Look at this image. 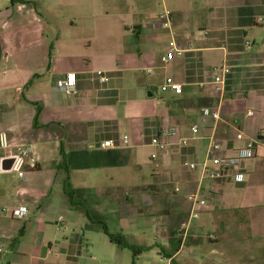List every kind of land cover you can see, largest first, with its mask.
I'll use <instances>...</instances> for the list:
<instances>
[{
    "label": "crops",
    "instance_id": "crops-1",
    "mask_svg": "<svg viewBox=\"0 0 264 264\" xmlns=\"http://www.w3.org/2000/svg\"><path fill=\"white\" fill-rule=\"evenodd\" d=\"M45 1L0 0V264H102L109 252L125 255L102 219L128 205L161 215L156 224L169 232L170 247L157 245L176 254L174 228L189 218L199 184L206 205L185 245L196 259L180 252L176 264H218L210 254L236 250L242 264H264V217L253 218L264 213V146L231 174L202 182L200 169L184 164L204 160L214 128L225 153L236 155L245 147L237 135L258 138L264 127V0ZM164 9L176 39L192 44L169 64L162 62L172 36L159 19ZM224 64L231 73L220 97L210 83ZM68 73L75 98L53 90ZM169 76L181 94L162 92ZM206 107L220 110L218 123L201 114ZM169 126L177 135L159 152L151 140ZM124 135L128 145L100 147ZM22 152L35 167L21 178L1 171L3 159ZM19 206L30 210L22 220L4 212Z\"/></svg>",
    "mask_w": 264,
    "mask_h": 264
},
{
    "label": "built area",
    "instance_id": "built-area-1",
    "mask_svg": "<svg viewBox=\"0 0 264 264\" xmlns=\"http://www.w3.org/2000/svg\"><path fill=\"white\" fill-rule=\"evenodd\" d=\"M159 19L161 25L164 29L171 32V40L169 41V46L166 52L162 55V62L164 64H169L174 61L175 58L185 55L187 52L192 50V44L190 43H180L173 32V22L171 18V12L168 9H164L160 14ZM231 73V68L229 65L224 64L220 68H216L213 73L211 80V85L220 97H223L226 92L227 78ZM98 76H100V81L102 83L107 81V77L104 72L98 71ZM55 92L63 93L69 97L75 98L78 96L79 91L76 85V78L73 73H68L61 77L58 82L53 87ZM162 92H173L175 94H181L183 92V85L178 83L173 77H166L164 83L161 87ZM201 114L203 116L211 117L215 123H218L221 119L220 110L218 108H202ZM248 114H253L251 110ZM190 129L194 134L199 133V125L194 123L191 125ZM177 128L174 126L164 127L159 131V133L154 136L151 140V145L156 147L159 152L166 151L170 145V138L177 135ZM239 140L245 141V147L240 149L236 155H227L223 149L221 140L218 138L216 129L214 128L208 137L204 139L207 142V151L204 160L199 164L198 162H185V166L191 170L195 171L200 169V181L204 179H215L219 175L224 173H229L233 170H237L244 160H249L255 158L258 154V148L264 146V127L260 131L258 138H251L245 136L243 133L237 135ZM179 143L183 146L188 144L187 139H179ZM129 144V136L124 135L121 142L115 140H103L100 143V147L103 149L117 148L120 145L126 146ZM157 154H153V158H156ZM25 152L19 153L14 156L15 161L12 166V171H15L19 177L24 176V171L26 166L35 167L37 164L36 159L27 158ZM236 181H242L243 175L238 171H234ZM176 191H180L178 187L175 188ZM201 185L196 188V190L189 195V200L191 202V213L189 218L182 223L181 227L183 230L180 232L181 244L178 252L170 257H163V264H174V260L181 250L186 245V240L190 234L191 226L194 220L198 219L200 212L198 208L204 207L206 205V200L201 196ZM4 212L9 213L12 217L18 220L26 218L30 214V210L26 206H19L15 208L4 209ZM65 217H59V222H64ZM209 238L213 239V234L209 235ZM2 250L0 249V252Z\"/></svg>",
    "mask_w": 264,
    "mask_h": 264
},
{
    "label": "rangeland",
    "instance_id": "rangeland-1",
    "mask_svg": "<svg viewBox=\"0 0 264 264\" xmlns=\"http://www.w3.org/2000/svg\"><path fill=\"white\" fill-rule=\"evenodd\" d=\"M46 4L49 1H45ZM52 13V10L50 11ZM53 16V13L51 14ZM55 15V14H54ZM147 178H144L146 180ZM128 204V203H127ZM112 213L105 217V219H102L105 227L109 230L110 233L114 235H125L130 239V242H134L139 245H147V247L151 248V250L142 253L139 256H136L134 258V255L131 250H123L125 255L117 254L116 252L112 251L109 252V254H105L104 261L102 264H133V261H135V264H163V260H161V251L159 244H163V246L170 247L169 238L170 234L167 230H163L162 228L158 227L156 224V221L161 216L160 214L156 213L155 215L151 216L155 213V210L149 209L148 212L146 211H140L136 212L134 208L130 207V205L127 206L125 209L124 207L119 208V213L114 214L113 212H107ZM93 214V213H92ZM91 217H94L92 216ZM262 216V217H261ZM264 213L260 211L254 212V220L260 221V218L263 220ZM130 222L132 224H130ZM125 224H127L129 227L133 228L132 235H135V238L133 236H128L129 229L125 227ZM182 225V224H181ZM181 225H177L175 229V233L178 235L172 240V245L174 247L178 246L179 242V232L183 230ZM90 226L88 225L87 229H85L86 233L90 234ZM124 230V231H123ZM219 250V249H218ZM230 251V250H228ZM239 251H233V252H227V254H232V256L227 257H221L222 254L220 251L218 253L210 254V259H217L218 258V264H242L245 260L244 257H241L238 254ZM179 258H184V260H192L196 259L194 256H190L193 254V249L185 246L180 253ZM221 258L223 260L221 261ZM176 260V259H175ZM174 260V264H176V261Z\"/></svg>",
    "mask_w": 264,
    "mask_h": 264
},
{
    "label": "trees",
    "instance_id": "trees-1",
    "mask_svg": "<svg viewBox=\"0 0 264 264\" xmlns=\"http://www.w3.org/2000/svg\"><path fill=\"white\" fill-rule=\"evenodd\" d=\"M14 2H21V3H26L28 2V0H13ZM68 195L70 197V200L72 201V205H74L73 203V192H68ZM88 217H91L90 213H88ZM104 231L105 233L109 236L110 238V241L122 248H127L129 250L132 251L133 255H134V258L136 256H139L141 255L142 253L144 252H147L149 250H151V248L147 247V246H135V245H131L129 244L121 235H113V234H110L107 229L104 227ZM179 237H180V232H179ZM180 244H181V239L179 238V242H178V246L175 247V253L178 252L179 248H180ZM164 252L165 256L164 257H170L174 254H166L165 251H162ZM133 264H135V261H133Z\"/></svg>",
    "mask_w": 264,
    "mask_h": 264
},
{
    "label": "water",
    "instance_id": "water-1",
    "mask_svg": "<svg viewBox=\"0 0 264 264\" xmlns=\"http://www.w3.org/2000/svg\"><path fill=\"white\" fill-rule=\"evenodd\" d=\"M15 158H5L1 162V171L2 172H9L12 169L14 164Z\"/></svg>",
    "mask_w": 264,
    "mask_h": 264
}]
</instances>
